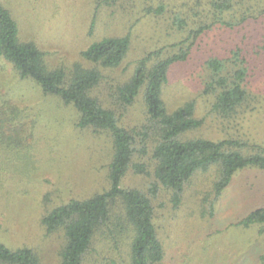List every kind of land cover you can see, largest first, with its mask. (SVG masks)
Masks as SVG:
<instances>
[{"label":"rangeland","instance_id":"374dc122","mask_svg":"<svg viewBox=\"0 0 264 264\" xmlns=\"http://www.w3.org/2000/svg\"><path fill=\"white\" fill-rule=\"evenodd\" d=\"M0 1L16 20L21 40L36 43L50 68L68 74L76 64L94 67L82 53L95 43L131 34L126 60L119 68L103 69L104 79L93 92L105 107L121 112L120 124L127 129L145 120L144 89L121 111L113 100L116 86L133 77L140 59L158 50L178 52L174 45L205 29L189 59L170 72L163 91L167 109L174 112L195 101L196 117L204 122L184 138L216 142L233 138L245 145L238 149L242 155L264 156V0H228L232 8L223 12L213 5L216 0ZM214 59L220 60L222 75L230 80L246 70L244 86L251 98L237 119L226 120L213 111L216 93L206 87ZM1 107L9 109L13 125L25 132L19 149L0 145V243L13 250L32 249L42 264H60L64 235L49 234L42 219L56 206L110 188L112 139L108 133L79 129V114L72 105L44 94L3 58ZM147 160L142 162L148 164ZM218 179L215 168L198 171L178 208L166 191L153 199L165 252L160 264H264V223L241 225L264 209V169L238 170L213 201ZM152 181L132 168L122 183L148 190ZM130 245L127 233L113 237L99 232L84 264H129Z\"/></svg>","mask_w":264,"mask_h":264},{"label":"trees","instance_id":"16d2710c","mask_svg":"<svg viewBox=\"0 0 264 264\" xmlns=\"http://www.w3.org/2000/svg\"><path fill=\"white\" fill-rule=\"evenodd\" d=\"M213 5L222 12L232 8L228 0H216ZM204 30L194 31L193 37L174 45L178 52L158 50L140 59L133 77L116 86L113 100L121 111L132 106L144 89L145 120L140 126L127 129L120 124L121 112L105 107L93 92L104 79L103 69L119 68L126 60L131 50V34L107 37L95 43L82 53V58L94 67L76 64L68 74L61 68H50L45 52L36 43L21 40L16 20L0 1V58L9 62L22 79L34 80L44 94L59 96L66 105H72L79 114V129L108 133L112 139L110 188L88 199L56 206L42 219L49 234L64 235L60 264H84L99 232L113 237L129 234V264H160L165 252L155 224L153 202L160 191L170 193L171 203L178 208L192 177L198 171L215 168L219 172L215 201L238 170L250 166L264 169V156L242 155L238 149L245 145L236 139L216 142L184 138L204 122L196 117L195 101L174 112L167 109L163 91L170 72L176 64L189 59ZM209 66L214 73L206 89L216 93L213 111L226 120L243 116L240 110L251 98L244 86L246 70L241 69L237 78L230 80L222 75L225 68L220 60L210 61ZM13 122L9 109L1 107L0 145L7 149L22 147L20 138L25 128L14 126ZM143 158L148 159V164L142 162ZM132 168L139 175L153 177L148 190L123 186ZM258 223H264V209L254 212L241 225ZM0 264H42V260L32 249L13 250L0 243Z\"/></svg>","mask_w":264,"mask_h":264}]
</instances>
